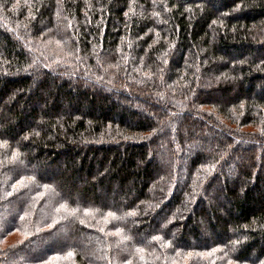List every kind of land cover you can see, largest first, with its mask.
I'll return each mask as SVG.
<instances>
[{
  "label": "trees",
  "instance_id": "16d2710c",
  "mask_svg": "<svg viewBox=\"0 0 264 264\" xmlns=\"http://www.w3.org/2000/svg\"><path fill=\"white\" fill-rule=\"evenodd\" d=\"M0 264H264V0H0Z\"/></svg>",
  "mask_w": 264,
  "mask_h": 264
},
{
  "label": "rangeland",
  "instance_id": "374dc122",
  "mask_svg": "<svg viewBox=\"0 0 264 264\" xmlns=\"http://www.w3.org/2000/svg\"><path fill=\"white\" fill-rule=\"evenodd\" d=\"M58 238H59V237H58ZM12 239H14V237H13ZM56 239H57V237H55L54 239H52L51 242L56 241ZM47 243H48V242H43V246H47ZM47 247H48V246H47Z\"/></svg>",
  "mask_w": 264,
  "mask_h": 264
}]
</instances>
